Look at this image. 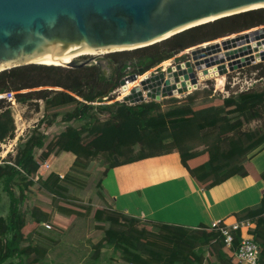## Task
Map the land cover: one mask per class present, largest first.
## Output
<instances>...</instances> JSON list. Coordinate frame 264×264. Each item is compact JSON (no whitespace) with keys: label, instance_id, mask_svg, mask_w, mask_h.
Listing matches in <instances>:
<instances>
[{"label":"trees","instance_id":"obj_1","mask_svg":"<svg viewBox=\"0 0 264 264\" xmlns=\"http://www.w3.org/2000/svg\"><path fill=\"white\" fill-rule=\"evenodd\" d=\"M260 26H264V7L191 27L149 46L110 53L107 66L113 68L114 75L97 64L74 68L28 64L1 71L0 94L14 91L19 103L43 101L45 114L18 144V154L13 157L9 153L0 162V264L48 261L49 245L41 229L50 221L52 209L32 199L27 189L52 154L75 155L63 177L54 171L37 176L39 187L51 195L53 204L63 201L68 205V209L58 206L66 214L86 208L72 191L86 187L85 177L95 160L105 166L96 182L98 195L104 200L102 180L108 168L172 152L179 153L183 166L202 188H212L235 175L264 180V171L258 173L251 160L264 147V87L223 98L205 90L207 97L201 103H196L195 92L184 99L108 103L130 61L135 62V71L142 68L144 73L181 51ZM260 67L259 75L264 76L262 64L254 68ZM5 100L0 99V140L13 129ZM9 103L10 108L13 103ZM63 107H72L62 117L70 124L50 138L44 129L56 122ZM253 121H261V125L245 129ZM15 186L20 189L19 196ZM235 215L238 221L255 223L251 234L260 246L258 264H264V192L257 205ZM93 219L101 236L92 243L99 250L92 264H241L235 256L241 244L239 230L232 232L234 240L228 247L224 235L211 225L144 220L111 205L97 207ZM103 250H112L106 260Z\"/></svg>","mask_w":264,"mask_h":264},{"label":"water","instance_id":"obj_2","mask_svg":"<svg viewBox=\"0 0 264 264\" xmlns=\"http://www.w3.org/2000/svg\"><path fill=\"white\" fill-rule=\"evenodd\" d=\"M261 7L264 0H0V72L83 49L125 48L108 54L133 50ZM245 35L192 50L191 60L141 79L124 101L138 104L147 97L159 101L186 94L198 89L199 80L264 61V27ZM89 61L76 58L64 66L94 64ZM139 72L142 75L143 69ZM137 79L132 74L120 85Z\"/></svg>","mask_w":264,"mask_h":264},{"label":"rangeland","instance_id":"obj_3","mask_svg":"<svg viewBox=\"0 0 264 264\" xmlns=\"http://www.w3.org/2000/svg\"><path fill=\"white\" fill-rule=\"evenodd\" d=\"M261 27H256L241 33H237L230 37L225 36L217 40L207 42L206 45L211 43L213 44L221 43L226 39L237 37L239 35H243L244 33H249L250 31H254V29H260ZM201 46L202 44L191 48V50L189 48L187 50H184L183 52H180L178 55L189 56L191 55L192 50ZM106 55L109 54L108 53L100 54V55L86 54L79 56L77 58L80 59L81 61L90 60L89 64L90 63L95 64L100 62L102 67H105L107 66V62L106 60H104L103 57ZM168 63H165L162 66H165ZM259 64H262V66L264 67V61L255 60L251 64L246 65L244 68L237 69L223 76H216L207 80H199V86L197 90H193L192 92L173 96V97H177L178 99H184L190 93L195 92V95L197 97L196 103H201L204 102L207 97L205 90H211L212 96L223 98V97H227V93L234 94L240 91H245L249 88L262 89V87H264V80L260 79V75H259V71L261 70V67L259 69L254 68L256 65ZM109 72L111 74L113 73L112 75H114L113 68L112 70L110 69ZM122 87L123 86L120 85L119 83V86L112 92L111 97H113V99L111 101H108V103H112L117 100L121 102L124 101V99L123 100L119 99L120 89ZM25 91H28V89L19 92H25ZM163 99L166 98H162L159 101H163ZM149 100L152 99L147 97L146 101ZM9 104H10L9 101L6 99L4 105L6 107L5 109H8L10 111L11 120L9 121L13 123V129L11 131V133H13V138H11L12 134L10 133L7 134L4 139L0 140V160L7 158L9 153H12L13 157H15L18 154L19 151L18 144L22 141V139L27 138V135H29L32 132L36 124L39 123V120L45 114L43 101H39L38 103H36L35 101L29 103H19L17 101L15 107L14 104L12 105L13 108L12 107L9 108L10 106ZM167 107H168V103L163 105L164 109H166ZM69 109H72V107H63L61 110L63 112L61 113L60 116H58L56 122L52 126L44 129L46 133H48L50 138H53L57 133H59L68 124H70L68 122H63L62 120V117L65 115L64 114L65 111H68ZM2 115L3 113L0 110V117ZM72 124L77 125L78 123L72 122ZM260 125H261V121H253L252 123L246 125L245 129L256 128ZM60 155H65V156L58 158L57 156ZM66 159L68 158H66V154L63 152L56 155L52 154L48 158V160H46L47 164L49 165L48 166L49 170L58 171L62 174H65L66 169L68 168V164L71 163L68 162ZM102 166L104 165H102V162L100 160L93 161L90 167L88 168V173L90 174L85 177V179L87 180L86 187L82 188L81 191H78L77 189L72 191L74 195L80 198L81 202L79 204L86 208L82 210L77 209L78 211H71V213H67V214L61 212L58 206L61 205L64 208L68 209L69 208L68 205L64 204L63 201H56L53 204L51 195L47 193V191L39 187V183L37 182V176H39L40 174H37V176L35 175L36 177L34 178V180L30 181L31 186H29L27 191L30 189L28 192L32 193L33 196L32 199H35L44 206L52 209V214H53L50 221L46 222L48 225H50V227H47L45 224H43V228L41 229L42 231L41 236L47 239L45 241L49 245V250L47 255L48 261L44 262L43 264H92V260H93L92 257L94 256V253L99 251L92 246V243L98 242L101 236V232L95 229L96 222L93 219V213L97 207L110 206V201L104 200L102 197H100V195H98V188L96 186V182L102 176V172H103L102 169H104L102 168ZM46 168L47 167L45 166L44 169ZM46 175L47 173H45L43 176L45 177ZM19 190H20L19 187L17 186L14 187L16 196H19ZM3 197H4L3 202H5L7 200V197L5 194H3ZM126 200L127 202L126 203L124 202L123 204L129 206L130 208L131 207L133 208V202H134L133 197L132 196L128 197ZM26 203H27L26 207L30 208L31 207L30 201L27 200ZM134 204L143 208V205L137 200V198L135 199ZM89 240H91V242H89ZM111 254H112V250H107V251L103 250L102 258L105 257L104 260H106L109 258ZM208 260L213 262L214 258L208 256Z\"/></svg>","mask_w":264,"mask_h":264},{"label":"crops","instance_id":"obj_4","mask_svg":"<svg viewBox=\"0 0 264 264\" xmlns=\"http://www.w3.org/2000/svg\"><path fill=\"white\" fill-rule=\"evenodd\" d=\"M63 153L71 162L69 168L75 155ZM251 160L256 171L263 172L264 147ZM102 186L106 200L115 209L144 220L192 227L214 222L234 224L238 221L235 213L257 205L264 192V180L252 175H235L212 188H202L183 166L178 152L112 166L107 169ZM131 196L133 208L123 204ZM136 198L143 208L134 204Z\"/></svg>","mask_w":264,"mask_h":264},{"label":"built area","instance_id":"obj_5","mask_svg":"<svg viewBox=\"0 0 264 264\" xmlns=\"http://www.w3.org/2000/svg\"><path fill=\"white\" fill-rule=\"evenodd\" d=\"M178 54H175L172 58H170V59L162 62L158 66L144 72L142 75H140V72H139L140 69L138 71H135V64H134L135 62L133 63L130 61L128 63L126 69L124 70V75H123L122 79L129 77L132 74H136V75H138V77L143 76V75L144 76L146 75V77H147V76H151L154 74H158L160 72H166L167 68L172 66V65H176L178 63L185 62L187 60H191V55H189L186 59H182L181 58L182 56H180ZM178 56H180V57H178ZM177 58H178V60H177ZM165 63H168V64L165 66H162ZM260 79L264 80V77H262ZM122 86H124V85H122ZM249 89H251V88H249ZM229 95H230V93H227V96H229ZM1 98H5L9 102L13 103L14 107L17 103L16 93L14 91L5 92V93L0 94V99ZM2 160H0V162H2ZM45 166L47 167L46 169H44ZM48 166L49 165L45 161L42 165H40L38 174L43 175L45 172L49 171ZM59 174L61 177L64 176V174H62V173H59ZM45 225L47 227H50V225H48L47 223H45ZM211 227L220 231L224 235L225 243L228 247L232 246V243L234 240V235L232 232L239 230L241 232V244H240V247L235 252V256H236L237 260L241 264H258L259 255H260V246L255 241L253 235L251 234V231L255 227V223L253 221H251V220L237 221L231 225H228V224L226 225L225 223L222 224L221 222H214L211 225Z\"/></svg>","mask_w":264,"mask_h":264},{"label":"bare ground","instance_id":"obj_6","mask_svg":"<svg viewBox=\"0 0 264 264\" xmlns=\"http://www.w3.org/2000/svg\"><path fill=\"white\" fill-rule=\"evenodd\" d=\"M120 49H125V48L83 49L81 51H78V52H75V53H72V54H68V55H64V56L54 57L52 55H49V56H46V57H41V58L34 59L32 61L35 62V63L46 64V65H67L68 63H71L77 57L82 56V55H86V54L100 55V54H105V53L107 54V52L120 50ZM145 77H146V75L145 76L143 75V76L138 77V79L133 81V82L126 83L120 89L119 99L123 100L126 96H128L132 92V90L140 83V80L145 78Z\"/></svg>","mask_w":264,"mask_h":264},{"label":"flooded vegetation","instance_id":"obj_7","mask_svg":"<svg viewBox=\"0 0 264 264\" xmlns=\"http://www.w3.org/2000/svg\"><path fill=\"white\" fill-rule=\"evenodd\" d=\"M261 27V26H260ZM254 30H256V29H254ZM211 44H213V43H211ZM211 44H208V45H211ZM206 46V45H205ZM196 47V46H195ZM181 52H183V51H181ZM104 58V60H106V62L108 63L109 61H108V57H107V55L106 56H104L103 57ZM245 66H243V67H241V68H244ZM240 69V68H239ZM233 71H235V70H233ZM230 72H232V71H228V73H230ZM227 73V74H228ZM263 76H260V78H262Z\"/></svg>","mask_w":264,"mask_h":264}]
</instances>
